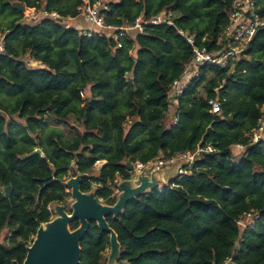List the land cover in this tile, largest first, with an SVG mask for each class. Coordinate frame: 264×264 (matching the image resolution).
<instances>
[{"label":"trees","instance_id":"1","mask_svg":"<svg viewBox=\"0 0 264 264\" xmlns=\"http://www.w3.org/2000/svg\"><path fill=\"white\" fill-rule=\"evenodd\" d=\"M17 3L77 19L82 0H0L11 13L0 24V264L24 263L31 237L51 219L48 206L71 197L64 186L70 177L82 175V192L101 184L97 198L114 204V180L131 176L127 162L147 164L200 145L215 152L107 218L121 244L119 264H264V141L249 138L264 107V29L232 71L202 69L179 98L173 126L166 120L169 87L193 57L177 29L214 49L232 0H113L102 11L112 26L176 15L177 29L148 26L121 49L50 19L23 23ZM259 4L264 17V0ZM25 58L43 67H29ZM215 98L221 115L211 112ZM47 116L75 136L49 127ZM236 145L246 156L235 157ZM36 149L42 155L32 156ZM99 161L106 163L96 172ZM251 211L259 214L255 228L241 231L237 221ZM109 248L110 235L91 223L81 264H105Z\"/></svg>","mask_w":264,"mask_h":264},{"label":"built area","instance_id":"2","mask_svg":"<svg viewBox=\"0 0 264 264\" xmlns=\"http://www.w3.org/2000/svg\"><path fill=\"white\" fill-rule=\"evenodd\" d=\"M111 1L113 0H82V4L77 9L79 12L78 18H80L86 26H84V24H76V19L70 16L62 17L57 11H49L45 7H25L23 11V23L29 24L50 19L59 24H64L66 29H76L83 37H100L113 40L116 42L117 49L123 48V42L125 40L132 39L144 33L148 26L166 25L177 29L175 22L176 15L171 10L163 11L152 17L140 16L134 23H125L120 27L109 25L102 11L108 9L107 4ZM259 1L260 0H232L230 9L227 13V24L219 35L216 47L212 50L205 46L197 45L194 35L185 30L177 29L178 33L185 38L191 46L193 57L185 66L181 77L175 80L169 87L168 99L171 106L167 116L171 118V125L176 126L179 123V114L177 111L179 98L190 86L193 79L201 76L203 68L216 67L221 70L232 71L238 62L246 58V53L251 42L256 34L261 29H264V17L260 14ZM0 55H6L4 37L0 38ZM27 65L31 68H33V66H37V68L43 67L39 62L33 60H30L29 63L27 62ZM209 105L212 108V113L221 115V103L218 98L209 101ZM249 138L252 144L264 141V107L262 108V116L258 120L256 127L249 134ZM234 148L242 150L240 151V156H246V147L236 145ZM214 152L215 149L213 146L207 145L204 147L200 145L194 153H178L168 159L160 156V159L154 162V166L156 170H161L173 164L178 159H189V162L178 172L179 177L186 176L190 172L189 168L195 160L200 159L203 154H212ZM101 162L102 161H99L98 163ZM151 163L152 161L147 164L137 162L134 164V170L132 172L129 171V173L141 172ZM120 180V177H116L113 182V185H116L115 196L119 193L117 185ZM93 185L99 188L102 187L101 184L97 183ZM163 186L159 185V191H162ZM99 200L104 202L103 199ZM48 210L51 214L53 213L52 205L48 206ZM52 217L53 214L51 218ZM258 219L259 214L255 211L247 212L239 217L237 225L240 227L241 231H246L250 228L254 229ZM32 239H34V236L31 237V240ZM7 243L9 244L10 241H7ZM108 251L109 250L106 252ZM229 262H231V260H229Z\"/></svg>","mask_w":264,"mask_h":264},{"label":"water","instance_id":"3","mask_svg":"<svg viewBox=\"0 0 264 264\" xmlns=\"http://www.w3.org/2000/svg\"><path fill=\"white\" fill-rule=\"evenodd\" d=\"M15 6L21 12L25 9L21 3ZM31 155H42V151L36 149ZM26 158L27 156H23V159ZM159 159L160 156L141 172H134L130 178L120 180L117 185L119 193L114 204L99 201L98 186L93 185L89 192H82V175L79 173L66 180L64 186L70 190L74 200L70 205L71 213H67L65 205L61 203L52 204V211L56 217L40 225L35 238L27 247V256L23 264H81V242L90 232L91 223H96L101 232L110 235L111 250L107 264H119L121 244L107 218L113 216L117 219L124 214L130 202L156 191L161 184L169 185L179 176V170L189 162V159H178L173 164L156 170L154 162ZM126 166L130 172L134 170V165L130 162H127ZM12 191V187L5 188V197L10 198ZM75 221L79 226L73 230L70 226ZM13 264L18 262L14 261Z\"/></svg>","mask_w":264,"mask_h":264},{"label":"rangeland","instance_id":"4","mask_svg":"<svg viewBox=\"0 0 264 264\" xmlns=\"http://www.w3.org/2000/svg\"><path fill=\"white\" fill-rule=\"evenodd\" d=\"M11 17V13H10V11L7 9V10H2L1 9V6H0V24H2L3 26H5V24H7L8 23V21H9V18ZM80 20L78 21H76V23H79L80 24ZM74 25H76V24H74ZM84 26H86V24H84ZM25 61H26V63L28 62L29 63V61L31 60L30 58H25L24 59ZM33 68H37V66H33ZM201 93H203V89H201ZM167 121H168V123H170L171 124V118H170V116H167V119H166ZM46 121H47V124L49 125V127H52V128H58V129H61L62 131H63V133H64V135L67 137V138H71V137H73V136H75V133H74V131H72L70 128H67V127H65V126H63V125H60V124H58L51 116H47L46 117ZM240 151H242V150H240V149H235V157H239L240 156ZM105 163L106 162H103V164L102 163H97L96 164V172H98L99 170H101V164H102V166L103 165H105ZM131 175H133V174H131ZM68 180V179H67ZM160 186H163L162 184L160 185ZM115 198H116V196H115ZM116 200V199H115ZM74 200H73V198H72V196L68 199V201H67V203L66 204H63V205H65V209H66V212L67 213H71V210H70V208H71V203L73 202ZM105 203V202H104ZM53 210V209H52ZM53 214V217L51 218V220L53 219V218H55L56 217V214H54V212L52 213ZM71 227V226H70ZM35 238V237H34ZM32 241H33V239H32ZM110 248H109V251L108 252H106L105 254H104V256H103V263H105V264H107V262H108V260H109V256H110Z\"/></svg>","mask_w":264,"mask_h":264},{"label":"crops","instance_id":"5","mask_svg":"<svg viewBox=\"0 0 264 264\" xmlns=\"http://www.w3.org/2000/svg\"><path fill=\"white\" fill-rule=\"evenodd\" d=\"M77 20H78V21H79V20L81 21V22H80L81 25L84 24L83 21H82L80 18H79V19H76V20H75V23H76ZM76 24H79V23H76ZM103 162H104V161H102L101 163L103 164ZM102 164H101L100 166H102ZM68 192L70 193V190H68ZM99 201H100V200H99ZM104 202H105V201H104Z\"/></svg>","mask_w":264,"mask_h":264},{"label":"flooded vegetation","instance_id":"6","mask_svg":"<svg viewBox=\"0 0 264 264\" xmlns=\"http://www.w3.org/2000/svg\"><path fill=\"white\" fill-rule=\"evenodd\" d=\"M8 245H10V244H8ZM19 264V263H18Z\"/></svg>","mask_w":264,"mask_h":264}]
</instances>
